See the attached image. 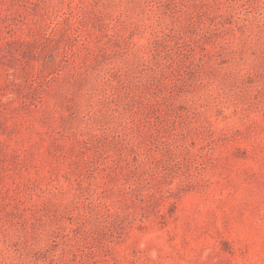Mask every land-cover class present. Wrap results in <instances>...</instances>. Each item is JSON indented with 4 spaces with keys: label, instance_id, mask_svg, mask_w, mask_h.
<instances>
[{
    "label": "rangeland",
    "instance_id": "obj_1",
    "mask_svg": "<svg viewBox=\"0 0 264 264\" xmlns=\"http://www.w3.org/2000/svg\"><path fill=\"white\" fill-rule=\"evenodd\" d=\"M0 264H264V0H0Z\"/></svg>",
    "mask_w": 264,
    "mask_h": 264
}]
</instances>
